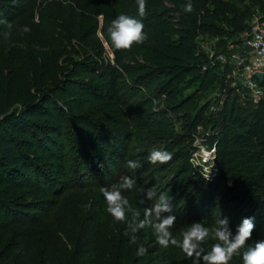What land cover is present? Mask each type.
<instances>
[{"label":"rangeland","instance_id":"obj_1","mask_svg":"<svg viewBox=\"0 0 264 264\" xmlns=\"http://www.w3.org/2000/svg\"><path fill=\"white\" fill-rule=\"evenodd\" d=\"M165 5L171 8L168 2ZM120 15L141 22L146 18V15H139L137 0H0V19L11 24V28L0 24V77L21 69L29 73L36 62L49 60L54 68L52 83L59 87V92L62 91L52 107L58 109L56 114L63 118L64 127L49 144L55 153L51 161L36 159L37 155L31 154V161L38 171L35 178L48 189L49 197H25L24 203L32 209L29 215L34 222L7 226L0 231L2 264H116L130 248L140 244L149 251L157 249L162 255L170 246L158 245L151 229L133 234L126 224L115 221L107 212L101 189H111L125 176L136 181L138 190L123 195L140 212L139 219H143L144 207L138 204L143 195L140 189H152L157 198L161 193H168L172 198V215H197L194 209L200 203L203 208L201 197L207 195L204 192L208 193L210 205L202 211L207 210L209 218L176 220L170 231L178 240H182L183 232L194 222L211 227L218 219H226L232 224L239 220L241 205L240 199L235 200L239 191L234 190L235 177L223 172L211 186L190 163L195 146L212 144L215 130L211 126L206 124L196 128L191 138L189 165L187 162L186 166L187 155L178 145L181 120L177 114L169 112L175 102L169 103L154 88L132 92L134 79L123 70L119 72L114 90L103 88L100 66L117 67L114 54L127 64L137 61L132 50L122 52L111 46L108 29ZM220 17L227 24L232 25V19L238 18L250 26L261 15L248 6L245 16L223 8ZM25 26L30 28L29 32L22 31ZM5 32H10L8 38H5ZM234 41L223 36L201 35L198 53L210 64L212 58ZM216 73L219 74L212 82L211 75L204 77L202 69L193 68L177 88L176 103L191 97L198 111L206 104L211 107L217 106L219 101L232 102L235 108L245 110L244 117L250 116V104L234 90L230 92V82L227 78L222 80L224 75L218 69ZM100 93L107 94V102L101 99ZM132 93H136L133 98ZM224 107L218 105L220 110L213 114L219 116ZM165 114L169 135L161 137L154 129ZM77 121L83 124L77 127ZM93 129L104 136L101 142L109 151L117 152L111 163L101 168L97 163L88 167L87 163L78 162L84 142L91 138ZM114 133L121 136L120 140L113 138ZM154 149L170 152L172 160L167 164H152L148 156ZM130 160L141 167H127ZM77 164H80V173L74 170ZM178 167L185 168L186 172L179 174ZM128 215L131 219V214ZM133 235L136 244L131 243ZM211 241L204 245L206 249H210ZM176 249L179 264H192L180 248ZM237 264H243V261Z\"/></svg>","mask_w":264,"mask_h":264},{"label":"trees","instance_id":"obj_2","mask_svg":"<svg viewBox=\"0 0 264 264\" xmlns=\"http://www.w3.org/2000/svg\"><path fill=\"white\" fill-rule=\"evenodd\" d=\"M165 2L171 8H167ZM187 3L188 0H146V18L142 23L148 39L144 44L132 48V55L137 61L127 64L122 57L114 54L117 67L100 66L102 86L105 90H114L119 72L123 70L134 79L132 92H145L154 88L169 103L175 102L169 112L177 114L181 120L182 133L179 135L178 145L187 155L184 163L186 166L191 138L196 128L208 124L215 130L211 142H216L219 175L214 182L219 180L221 173H231L237 180L234 190H239L235 194V200L240 199V221L236 224L228 223V226L235 234L244 219L253 218L254 230L248 243L254 245L256 241L264 240V99L256 107L250 105V116L244 117L245 110L235 108L232 102L230 105L226 102L219 116H215L209 112V105L196 111L197 106L191 97L176 103V96L184 76L193 68L200 70L209 65V60L198 53V39L201 35L223 36L235 39L233 43H237L238 37L249 28L238 18L232 19V25L227 24L220 17L221 10L228 8L230 12L245 16L248 6H251L264 18V0H191L193 13H184L182 5ZM217 69L224 75L222 80L225 79L229 69H221L220 65L208 67L203 72L204 77L211 75L213 82L216 80L215 75L219 74L216 73ZM53 72V64L45 59L43 62H36L29 73L21 69L0 77V231L7 226H25L34 222L29 215L32 209L24 203L25 197H49L48 189L35 178L38 177V171L31 161V154L35 153L36 159L51 161L55 153L49 144L64 130L63 118H59L56 114L58 109L52 107L60 99L62 92L52 83ZM261 87L264 90V82ZM106 95L100 93L101 99L107 102ZM135 95L132 93V98ZM194 111L196 112L192 115ZM166 116L167 114L155 124L154 131L161 137L169 135ZM80 124L83 123L77 121L76 126ZM92 134L90 139L85 140L83 152L79 154L81 160L78 162L87 163L88 167L96 163L100 168L104 164L109 165L117 152L109 151L104 146L101 142L104 136H101L100 131L93 129ZM113 138L120 140L121 136L114 133ZM80 164L74 168L77 173H80ZM178 172L183 174L186 169L178 167ZM204 194L207 195L201 197L203 201L200 200L203 208L200 203L194 209L198 212L197 215L178 213L175 214L176 220L209 218L207 210L202 211L210 205L208 193ZM216 242L218 241H211V244ZM137 248H130L116 264H179L176 247L170 246L162 255L157 249L147 250L143 257L136 255ZM240 261H243L242 255L233 257L229 264ZM2 263L3 259L0 257V264Z\"/></svg>","mask_w":264,"mask_h":264},{"label":"clouds","instance_id":"obj_3","mask_svg":"<svg viewBox=\"0 0 264 264\" xmlns=\"http://www.w3.org/2000/svg\"><path fill=\"white\" fill-rule=\"evenodd\" d=\"M138 13L141 17L146 15V0H137ZM184 13H193L191 0L182 5ZM0 24H11L0 19ZM22 31L29 32L30 28L25 26ZM111 46L117 51H131L134 45H142L148 39L144 31V24L133 17L120 15L111 23L108 29ZM5 38L10 32L4 33ZM152 164H167L172 160V154L165 150L154 149L148 156ZM127 167L137 169L141 165L136 161H128ZM210 177H205L208 180ZM136 189V181L128 176L122 178L121 182L113 185L111 189L102 188L101 192L107 204V212L115 221L126 224L128 230L135 234L142 229H151L156 243L161 247L169 246L180 248L192 264H229L235 256H241L243 264H264V240H259L250 245L254 230L253 218H246L236 229L235 234L228 226L226 219H218L211 227H206L202 222L192 223L182 234V240L173 237L170 231L176 224V216L172 215V198L168 193H161L158 198L152 189L142 190L143 195L138 204L143 207V219H139L140 212L133 208L128 198L123 195ZM154 201V202H153ZM131 214V219L129 215ZM127 234V233H126ZM212 243L210 249L204 245L208 241ZM131 243L136 244V236L133 235ZM147 249L143 244L137 248L136 255L143 257Z\"/></svg>","mask_w":264,"mask_h":264},{"label":"built area","instance_id":"obj_4","mask_svg":"<svg viewBox=\"0 0 264 264\" xmlns=\"http://www.w3.org/2000/svg\"><path fill=\"white\" fill-rule=\"evenodd\" d=\"M220 65L221 69L228 67L227 80L231 89L252 107H256L264 99V90L261 87L256 74L264 75V18L253 22L237 39V43H231L224 52L218 53L212 58L209 65L202 68L206 72L208 67ZM224 105L219 101L211 105L210 113H215ZM198 141V140H197ZM196 141V142H197ZM196 150L190 157L191 165L198 170L203 179L211 183L219 173L216 162V142L210 146H195ZM209 176L208 180L205 177Z\"/></svg>","mask_w":264,"mask_h":264},{"label":"water","instance_id":"obj_5","mask_svg":"<svg viewBox=\"0 0 264 264\" xmlns=\"http://www.w3.org/2000/svg\"><path fill=\"white\" fill-rule=\"evenodd\" d=\"M256 78L258 79L260 84H263L264 82V75L262 73L256 74Z\"/></svg>","mask_w":264,"mask_h":264},{"label":"crops","instance_id":"obj_6","mask_svg":"<svg viewBox=\"0 0 264 264\" xmlns=\"http://www.w3.org/2000/svg\"><path fill=\"white\" fill-rule=\"evenodd\" d=\"M261 18H263V17L261 16Z\"/></svg>","mask_w":264,"mask_h":264}]
</instances>
